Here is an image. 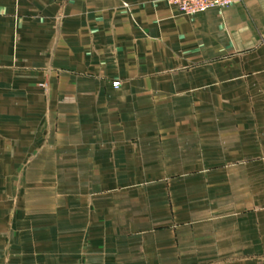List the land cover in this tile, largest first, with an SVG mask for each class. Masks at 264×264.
<instances>
[{"label":"crops","instance_id":"obj_1","mask_svg":"<svg viewBox=\"0 0 264 264\" xmlns=\"http://www.w3.org/2000/svg\"><path fill=\"white\" fill-rule=\"evenodd\" d=\"M0 264H264V0H0Z\"/></svg>","mask_w":264,"mask_h":264},{"label":"built area","instance_id":"obj_2","mask_svg":"<svg viewBox=\"0 0 264 264\" xmlns=\"http://www.w3.org/2000/svg\"><path fill=\"white\" fill-rule=\"evenodd\" d=\"M239 0H163L168 6L175 8L186 16H196L210 10H225ZM115 89H119L120 82H114Z\"/></svg>","mask_w":264,"mask_h":264}]
</instances>
